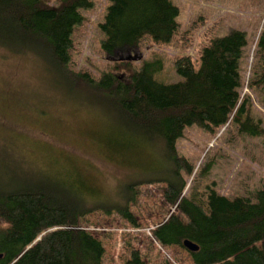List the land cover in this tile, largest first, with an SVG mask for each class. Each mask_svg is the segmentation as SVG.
Returning a JSON list of instances; mask_svg holds the SVG:
<instances>
[{
    "label": "trees",
    "instance_id": "trees-1",
    "mask_svg": "<svg viewBox=\"0 0 264 264\" xmlns=\"http://www.w3.org/2000/svg\"><path fill=\"white\" fill-rule=\"evenodd\" d=\"M107 2L97 25L99 49L106 55L124 52L144 39L167 43L177 31L178 8L170 0ZM90 5L89 0H57L55 5L48 0H0V49L31 54L63 82L85 89L106 106L127 131L118 133L128 138L125 145H116L114 133L104 132V142L115 153H135L147 143L160 145L170 168L163 176L144 180L163 182L161 195L178 212L151 230L160 246L186 249L183 240L195 243L194 251L186 249L192 264H264V187L249 196L227 197L213 189L203 199L193 192L181 196L185 186L181 172L189 174L192 167L175 148L184 128L196 125L213 132L230 116L238 133L264 136V129L249 119V98L239 96L244 32L231 29L211 38L196 65L188 56L177 57L173 69L179 80L173 83L154 79L162 68L157 58L141 61L136 69L126 62L115 63L114 68L126 69L125 80L111 72L94 79L69 67L73 29L82 22L80 10ZM253 58L247 86L262 91L264 27L257 34ZM10 157L6 147L0 150L1 161L15 160ZM36 173L24 178L0 176V219L5 223L0 227V264H101L103 247L80 222L98 209L114 211L135 225L127 204L133 199L132 187L141 181L122 186V203H93L88 199L93 191L81 193ZM130 264H141L137 251L131 252Z\"/></svg>",
    "mask_w": 264,
    "mask_h": 264
},
{
    "label": "rangeland",
    "instance_id": "rangeland-1",
    "mask_svg": "<svg viewBox=\"0 0 264 264\" xmlns=\"http://www.w3.org/2000/svg\"><path fill=\"white\" fill-rule=\"evenodd\" d=\"M89 1L90 7L80 10L82 22L72 32L69 67L94 79L111 72L125 80L126 69L119 63L114 68L115 63L126 62L130 69H136L141 61L157 58L162 68L154 73V79L173 83L179 80L173 69L177 57L188 56L196 65L201 48L211 38L231 29L243 31L246 47L239 96L249 98V119L264 129V90L247 86L255 40L264 27V0H170L178 8V28L171 40L153 43L144 39L114 56L99 49L97 25L108 2ZM56 2L48 0L51 5ZM230 118L213 132L188 126L176 140L177 154L192 167L189 174L181 172L185 182L182 196L193 192L197 199H203L209 189L227 197L249 196L264 187V136L238 133V124L230 123ZM104 132L114 133L116 145L129 144L127 137L118 136L126 129L85 89L63 82L31 54L0 49V150L6 147L15 158L0 160V176L9 173L24 178L39 172L41 177L63 182L78 192L89 195L93 191L88 197L93 203L109 204L123 202L122 186L141 181L132 187L133 199L127 204L135 225L114 211L98 209L80 222L81 228L100 241L101 264H130L132 251L138 252L141 264H192L186 249L160 246L151 237L156 225L170 214L178 215L175 206L161 195L164 183L144 180L167 174L170 163L162 148L147 143L135 153L118 154L104 142ZM4 224L0 219V227Z\"/></svg>",
    "mask_w": 264,
    "mask_h": 264
},
{
    "label": "water",
    "instance_id": "water-1",
    "mask_svg": "<svg viewBox=\"0 0 264 264\" xmlns=\"http://www.w3.org/2000/svg\"><path fill=\"white\" fill-rule=\"evenodd\" d=\"M181 196H182V194H181ZM182 245L189 251H194L197 247L195 243H193L187 239L182 241ZM0 257H1V254H0Z\"/></svg>",
    "mask_w": 264,
    "mask_h": 264
}]
</instances>
